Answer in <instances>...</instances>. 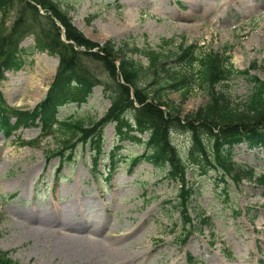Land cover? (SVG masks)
I'll list each match as a JSON object with an SVG mask.
<instances>
[{"label": "rangeland", "instance_id": "rangeland-1", "mask_svg": "<svg viewBox=\"0 0 264 264\" xmlns=\"http://www.w3.org/2000/svg\"><path fill=\"white\" fill-rule=\"evenodd\" d=\"M56 1L89 40L101 45L112 41L118 46L127 42L129 48L141 50L132 51L129 57L145 68L149 67L144 55L148 48L167 55L160 77L156 80L157 75L147 70L142 85L150 92L164 86L163 101L179 106L183 116L199 111L212 99L208 86L198 81L200 62L191 67L189 58L213 53L237 72L249 71L264 81V0ZM15 17L11 13L7 19L8 28ZM2 19L0 12V29ZM21 47L26 49L24 67L4 75L0 94L10 111L32 112L44 101L59 58L36 50L33 35ZM181 51L189 55L180 63L175 55ZM91 64L103 79L104 68ZM172 73L189 76L188 86L177 91L169 87ZM252 88L251 81L236 74L213 91L234 106L244 105ZM110 106L109 96L100 86L86 104H69L59 115L61 120L91 124L102 119ZM172 137L185 156L192 136L174 131ZM73 143L67 153L71 150L74 156L59 172L60 158L51 156L59 148V139L43 134L40 122L9 137L0 133V251L8 253L15 264H189V256L203 264H264V186L246 180L236 185L219 168L202 173L190 167L186 180L196 192L189 205L194 221L190 230L182 227L177 209L179 183L167 178L168 170L148 162L132 169L130 160L145 149L131 142L119 143L114 124L105 128L98 166L90 145L77 139ZM114 153L120 164L108 180L112 170L109 156ZM232 155L238 165L264 174L262 148L249 150L243 144ZM72 202L75 211L66 219L75 232L58 227L57 219ZM47 209L49 214L53 211V219L46 228L54 231L34 234L29 228L37 227L32 215L39 220ZM20 213L30 215L32 225ZM205 218L210 220L202 228L199 222ZM96 225L105 230L100 237L91 233ZM184 234L189 235L185 243ZM74 239L88 251L85 257L77 258L61 248ZM118 241L123 249L115 246ZM126 258L130 260L126 262Z\"/></svg>", "mask_w": 264, "mask_h": 264}, {"label": "trees", "instance_id": "trees-1", "mask_svg": "<svg viewBox=\"0 0 264 264\" xmlns=\"http://www.w3.org/2000/svg\"><path fill=\"white\" fill-rule=\"evenodd\" d=\"M0 12L3 14V26L0 29V81L7 72L24 67L22 55L26 49L21 47V43L29 36H34L36 50L59 58L56 77L44 101L34 111H10L0 94V133L6 137L21 128L35 127L40 122L43 134L52 135L56 141L59 139V148L52 151L51 156L60 158L61 169L74 156L71 150L67 153V147L74 144L76 139L82 145H90L94 153L93 162L98 164L103 156L105 128L114 124L119 143L131 142L145 149V153L130 160L132 169L148 162L156 169L168 170L167 178L179 183L181 190L177 209L181 214L182 227L190 230L194 228V221L189 205L196 193L186 180L190 167L202 173L219 168L236 185L246 180L264 186V174H258L254 167L238 165L232 155L234 148L243 144L251 150H264V81L252 77L249 71L237 72L213 53L201 59L189 58L187 64L191 67L200 62L198 81L208 86L212 99L199 111L183 116L179 106L163 101L160 93L164 86L150 92L148 86L142 85L145 71H153L157 75L156 80L165 71L168 56L163 52H153L148 48L144 55L149 67L145 68L141 62L129 57L132 51L141 53V50L129 48L127 42L119 46L112 41L101 45L86 38L74 26L69 11L63 9L56 0H0ZM11 13H15L16 17L8 28L6 21ZM187 55L186 51H181L175 57L181 63ZM91 63L104 68L106 76L103 79H99ZM236 74L253 83V92L244 105L232 106L223 94H215L213 87L232 80ZM170 75L173 84H169V87L174 90L190 83L189 76L183 73ZM100 86L104 87L111 102V108L102 119L91 124H86L84 120H61V108L69 104H86L94 89ZM185 91L189 93V89ZM174 131L192 136L191 148L185 156L173 142ZM109 159L114 171L120 163L116 162L115 153ZM208 220H200L202 228ZM184 237L183 243L189 235L184 234ZM189 258L191 264L199 263L194 257ZM0 264L15 263L8 253L0 251Z\"/></svg>", "mask_w": 264, "mask_h": 264}, {"label": "bare ground", "instance_id": "bare-ground-1", "mask_svg": "<svg viewBox=\"0 0 264 264\" xmlns=\"http://www.w3.org/2000/svg\"><path fill=\"white\" fill-rule=\"evenodd\" d=\"M76 204L74 202H72L71 205L69 206H65V210L63 212V216L61 218H58L57 216V219H58V227L60 226L61 228L65 229V230H68L69 232H75L76 230L72 228L71 226V221L66 219V217L68 216L69 212L70 213H73V211H75V207ZM49 209H47L46 211H44L43 213L40 214V218L39 220H36L34 218V216L32 215V220L33 222H36L37 224V227H29V228H32L33 233L36 234L37 232H40V231H43L44 233H51V231H54V230H48L46 228V225L48 226V223L49 221H51V219H53L52 215H53V211L51 214H49ZM21 218H23L24 221H26V223L28 225H32V220H31V216H26V215H23L21 214ZM35 219V220H34ZM35 224V223H34ZM28 228V229H29ZM105 230L104 229H100L98 228V226L96 225L95 228H93L91 230V233L96 237H100L103 235V232ZM129 234H131V232H129L128 234H125L123 237H128ZM106 237H104L105 239ZM107 240H110V239H107ZM78 243H80L78 240L74 239V240H70L68 242V244H63V246L61 247L65 252H69L71 253L72 255H74L75 257H85L86 254H88V251L85 250V248H83L82 246H80ZM117 247L118 250L120 249H123L124 247L122 246V244H120V242L118 241V243H116L115 245ZM126 262L127 260H130L129 258H126L125 259Z\"/></svg>", "mask_w": 264, "mask_h": 264}]
</instances>
